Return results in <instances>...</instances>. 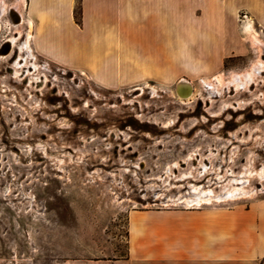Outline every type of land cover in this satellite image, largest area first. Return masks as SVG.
<instances>
[{
    "label": "rangeland",
    "instance_id": "374dc122",
    "mask_svg": "<svg viewBox=\"0 0 264 264\" xmlns=\"http://www.w3.org/2000/svg\"><path fill=\"white\" fill-rule=\"evenodd\" d=\"M0 1L22 14L14 26L13 11L0 13V264L120 257L131 210L264 199V69L228 84L264 63L238 18L247 13L264 42L248 10L235 16L246 51L217 72L110 90L37 56L24 2ZM196 194L222 200L181 202Z\"/></svg>",
    "mask_w": 264,
    "mask_h": 264
},
{
    "label": "crops",
    "instance_id": "0c3cea01",
    "mask_svg": "<svg viewBox=\"0 0 264 264\" xmlns=\"http://www.w3.org/2000/svg\"><path fill=\"white\" fill-rule=\"evenodd\" d=\"M23 1L34 53L110 90L217 72L246 51L239 9L264 27V0ZM62 264H264V199L245 208L131 210L124 255Z\"/></svg>",
    "mask_w": 264,
    "mask_h": 264
},
{
    "label": "bare ground",
    "instance_id": "6f19581e",
    "mask_svg": "<svg viewBox=\"0 0 264 264\" xmlns=\"http://www.w3.org/2000/svg\"><path fill=\"white\" fill-rule=\"evenodd\" d=\"M22 2H24L22 0ZM13 8H17V6L15 5L14 7H7L6 4L4 3V1H0V13L2 11L7 12L8 10L13 11V13H11L10 15L12 16V18H15L16 20L13 21V25L17 26V24L20 22V20L22 21V14L21 12L17 9V12L13 10ZM14 13L16 15H14ZM28 25H29V29L32 28L31 22L28 20ZM245 32L247 33V35L249 36V39L251 40L252 44L258 48V50L260 52H263L264 50V42L259 38L258 33L256 31L255 25L254 23H249L246 25L245 27ZM30 36V35H29ZM16 40V36L10 38L9 43H14V41ZM21 48V47H20ZM23 48L24 49H28L29 47L27 45V43L23 44ZM260 69H264V63L263 61H258L256 62L249 71H247L246 73H242L241 75H233L232 78L228 81V84H232L234 86V88H238L241 87L242 85H247L249 82L252 81V79L254 78L255 75H257L258 71ZM178 92H189V83L187 81H181L179 83V88H178ZM264 171L261 170L260 171V175L263 173ZM234 191V190H232ZM233 193V192H232ZM232 193H230L229 196H233L231 195ZM222 199L220 198H214L211 195H204V194H196L194 196V198H184L181 202L185 203L188 207L194 205V206H199L200 204H210L211 201H217L220 202Z\"/></svg>",
    "mask_w": 264,
    "mask_h": 264
},
{
    "label": "built area",
    "instance_id": "2783aa9c",
    "mask_svg": "<svg viewBox=\"0 0 264 264\" xmlns=\"http://www.w3.org/2000/svg\"><path fill=\"white\" fill-rule=\"evenodd\" d=\"M238 18L240 19V22L245 26L249 23H253L251 18L245 12H241Z\"/></svg>",
    "mask_w": 264,
    "mask_h": 264
}]
</instances>
